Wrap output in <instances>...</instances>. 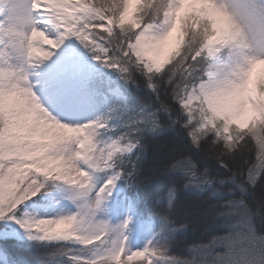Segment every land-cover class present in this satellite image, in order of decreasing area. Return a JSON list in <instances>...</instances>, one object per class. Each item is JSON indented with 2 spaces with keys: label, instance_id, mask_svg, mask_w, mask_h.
I'll return each mask as SVG.
<instances>
[{
  "label": "snow or ice",
  "instance_id": "snow-or-ice-1",
  "mask_svg": "<svg viewBox=\"0 0 264 264\" xmlns=\"http://www.w3.org/2000/svg\"><path fill=\"white\" fill-rule=\"evenodd\" d=\"M0 264H264V0H0Z\"/></svg>",
  "mask_w": 264,
  "mask_h": 264
},
{
  "label": "trees",
  "instance_id": "trees-1",
  "mask_svg": "<svg viewBox=\"0 0 264 264\" xmlns=\"http://www.w3.org/2000/svg\"><path fill=\"white\" fill-rule=\"evenodd\" d=\"M202 231H203V223H201L200 228H199V231L193 233L192 238H193V239L197 238V237L200 235V233H201Z\"/></svg>",
  "mask_w": 264,
  "mask_h": 264
}]
</instances>
